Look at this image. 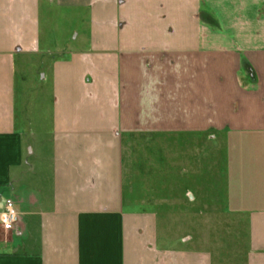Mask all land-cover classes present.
Instances as JSON below:
<instances>
[{
  "label": "crops",
  "instance_id": "0c3cea01",
  "mask_svg": "<svg viewBox=\"0 0 264 264\" xmlns=\"http://www.w3.org/2000/svg\"><path fill=\"white\" fill-rule=\"evenodd\" d=\"M6 199L0 264H264V0H0Z\"/></svg>",
  "mask_w": 264,
  "mask_h": 264
},
{
  "label": "rangeland",
  "instance_id": "374dc122",
  "mask_svg": "<svg viewBox=\"0 0 264 264\" xmlns=\"http://www.w3.org/2000/svg\"><path fill=\"white\" fill-rule=\"evenodd\" d=\"M142 143L139 144V146L137 148L134 149V155H132L133 157L136 155V157H139L138 156V149L141 150L143 149V147H141ZM222 147V143H219L217 144V151L220 150ZM142 148V149H141ZM220 148V149H219ZM127 152V150H126ZM128 153V152H127ZM142 153V152H141ZM225 185L224 183V179L221 178L220 179V182L219 183H216L214 184L215 188L213 189H207V190H202V193H203V197H204V200H205V204L204 205H201V209L204 210V211H215V210H222L224 206H222L221 204L219 205L218 202L222 203L223 201V198L225 196V189L223 188ZM221 187V188H219ZM169 194V197H170V191L168 192ZM215 201V204H210V205H207L208 202L210 201ZM190 207H184L185 210H190L189 209ZM183 226L185 229H187V231H191L192 228L191 227H194L196 228V222H192V220H187L184 221L183 223Z\"/></svg>",
  "mask_w": 264,
  "mask_h": 264
},
{
  "label": "built area",
  "instance_id": "2783aa9c",
  "mask_svg": "<svg viewBox=\"0 0 264 264\" xmlns=\"http://www.w3.org/2000/svg\"><path fill=\"white\" fill-rule=\"evenodd\" d=\"M20 223V214L12 199H6L4 210L0 213V229L4 232H12Z\"/></svg>",
  "mask_w": 264,
  "mask_h": 264
}]
</instances>
